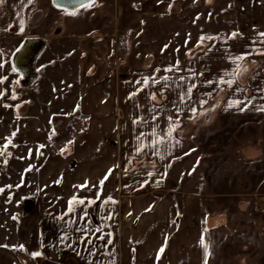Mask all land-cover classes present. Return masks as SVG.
I'll return each instance as SVG.
<instances>
[{"label":"crops","instance_id":"1","mask_svg":"<svg viewBox=\"0 0 264 264\" xmlns=\"http://www.w3.org/2000/svg\"><path fill=\"white\" fill-rule=\"evenodd\" d=\"M249 1L235 0L234 21L237 33H240L233 41L223 33L200 32L198 38H191L195 44L188 46L186 61L175 58L173 63L162 58L144 63L138 70L131 69L119 78L120 108L122 105L124 113H118L114 90L105 87L111 78L107 43H100L97 40L100 36L95 34L77 36L81 80L75 136L69 145L60 143L61 146L53 149L55 141L51 137L53 126L49 118L19 113V106L16 109L4 104L6 76L1 46L15 41L24 44L28 39L36 38L27 31L43 14L37 8V0H3L0 3V173L7 161L17 166L24 164L21 160L26 159V165L32 166L33 175L35 166H42L44 179L39 182L64 181L65 187L58 189L56 194L43 189L44 194L84 197L101 192L99 197L112 198L109 203L114 209L112 223H121V233L120 237L113 238V249L109 250L106 259H100L102 263L205 264L209 248L218 246L222 237L233 239L229 235L237 230V224L231 222V217L238 210L243 213L251 207L253 213L264 214V196L260 200L252 191L237 192L229 189L231 184L222 186L223 182L237 183V174L233 180L205 173L196 177L192 157L196 154L195 137L198 134L209 135L202 146L205 150H217L215 156L220 161L231 155L233 149L235 159L243 158L246 146L252 151L248 156L259 157L254 143L239 146L217 142V136L224 133L239 135L242 128L230 130L231 126L222 125L224 129L218 131L219 127L211 125L215 118L228 123L240 116L264 115V74L261 72L264 64L252 75L246 88L236 82L231 88L218 84L222 77L232 78L225 73L236 67L233 60L237 56L246 55V59L240 61L241 67L250 59H262L264 63V0L258 9ZM117 4L118 24L112 37L145 34L142 37L145 39L159 22H181L183 6H211L212 0H117ZM249 5L253 7L245 9ZM171 15L172 19H166ZM197 15L195 21L202 22L204 18ZM191 28V33L197 31L194 25ZM172 30L181 37L182 28ZM253 67L246 75L241 72L243 81L251 75ZM94 70L97 72L93 74ZM193 85L196 87L189 96L187 90ZM222 89L228 90V98L222 106L218 102L213 106L216 109L210 110L213 97ZM201 100L207 103L201 106ZM229 103L233 106L228 107ZM193 108L197 109L195 114ZM219 108L221 113H216ZM177 122L179 126L169 140L166 133ZM159 137H164L165 143L158 145V150L153 149L151 142ZM141 144L145 147L138 154L137 148ZM64 151L68 154L64 155ZM211 157L207 154V160ZM99 159L103 160L101 164ZM74 163L81 172L77 186L85 184V189H68L69 183L73 182L68 173ZM184 165L188 168L183 169ZM110 170L111 174L101 186L100 181ZM197 181L211 185L220 182V185L216 192L199 193L193 188ZM43 218L42 211L36 209L27 215L19 228L17 246L22 245L21 251L34 257L32 263L39 257L32 253L41 252ZM162 246L165 250L160 254ZM240 262L244 264L245 260ZM0 264H21L15 248L0 246Z\"/></svg>","mask_w":264,"mask_h":264},{"label":"rangeland","instance_id":"2","mask_svg":"<svg viewBox=\"0 0 264 264\" xmlns=\"http://www.w3.org/2000/svg\"><path fill=\"white\" fill-rule=\"evenodd\" d=\"M234 3L235 0H212L211 6L204 4L196 8L185 5L180 14L181 22H159L156 29L160 30L154 27L152 34L147 33L151 35L143 39L145 34L112 37L119 17L117 0H97L91 8L74 11L76 15H68L67 13L72 12L58 9L53 0H37V8L41 10L43 17L27 31L28 35L36 36L37 39L45 42V49L36 62L37 77L32 84H26L24 75L17 70L13 71L14 54L24 44H17L16 41L4 43L1 46L4 51L6 76L4 104L6 107L16 109L19 106V113H28V115L34 113L46 120L49 118L53 126L51 137L55 141L53 149L61 146L60 143L64 146L69 145L73 142L75 136L73 130L77 126L75 115L79 107L81 80L79 71L81 54L78 50L77 36L95 34L100 36L97 38L100 43L102 41L107 43L111 78L106 81L105 87L114 90L117 95L118 113H124L122 105L120 108L121 83L119 78L131 69L138 70L144 63L157 62L162 58L173 63L175 58L181 62L186 61L188 46L195 44V40L192 42L191 38H198L200 32L201 34L223 33L228 37L227 39L233 41L240 33H237L235 26L236 5ZM249 3H253L258 9L262 0H251ZM252 7L249 5L245 9L250 10ZM197 14L204 18L202 22L195 21L194 17ZM207 17H211L209 18L211 21ZM172 18L173 15L166 19ZM218 19L221 20L217 23ZM193 20L195 22H192ZM192 25L197 28L195 33H191ZM174 27L183 29L180 38L172 32ZM253 31L257 32L258 29L253 28ZM229 57L232 55L229 54ZM262 64H264L262 59L245 61L239 76L235 78L236 83L246 88L252 75L262 67ZM246 66L255 67L251 75L243 81L241 72ZM96 72L94 70L92 73ZM106 72L108 73V70ZM261 72L264 74V69ZM227 98L228 90L222 89L213 97L209 109L215 110L213 106H216L218 102L222 106ZM216 113H221V108ZM239 118L232 119L228 123L218 121V118L211 121L213 127L220 128L217 129L218 131L224 129L222 125L231 126L230 130L242 128L239 135L224 133L217 136V142L224 141V143H235L239 146L254 143L259 157L257 155L248 156L251 150L249 146H246L243 148V158L235 159L233 149L230 151L231 155L220 161L215 156L217 150H205L202 146L205 137L209 135L198 134L195 137L196 154L192 156L194 158L193 170L196 177L205 173L208 176H218L228 180H233L234 174H237L239 181L233 182L235 186L229 182L221 183L222 186L231 184L229 185L230 190L252 191L262 200L264 196V115L240 116ZM67 154L64 151V155ZM207 154L209 158L210 154L212 155L211 159L207 160ZM9 162L7 161L0 173V246L21 251V247L17 246L19 228L27 215L38 209L42 211L44 217L41 252L34 263H26L27 260L22 261L25 259L22 257L21 261L24 264H106L100 259H106L109 250L113 249V238L120 237L121 233V223L118 222L117 225L112 223L114 209L109 206V203L113 199L99 197L101 192L93 195L87 194L84 197L49 196L44 194L43 189L56 194L58 189L62 190L65 187L64 181L46 184L39 182L41 178L44 179L42 166H35L36 171L33 175L32 166L26 165V159L21 160L24 164L17 166L10 165ZM99 162L101 164L103 160L99 159ZM187 168L183 166V169ZM71 170L68 178L73 182L69 183L68 189H85L86 187L77 186L81 172L78 171L75 163L71 165ZM219 183L214 182L212 186L211 183L203 184L197 181L193 188L199 193L216 192L215 189L219 188ZM200 185L205 186L200 188ZM81 200L83 203H80ZM245 211L242 213L241 210L240 213L238 210L235 217H231V222L237 224V230L229 235V238L233 237V239L226 240L222 237L220 240L222 242L218 241L222 245L219 244L207 250V264H242L241 259L245 260L244 264H264V214L253 213L251 207L246 208ZM108 213L111 214H109L111 217L109 222Z\"/></svg>","mask_w":264,"mask_h":264},{"label":"water","instance_id":"3","mask_svg":"<svg viewBox=\"0 0 264 264\" xmlns=\"http://www.w3.org/2000/svg\"><path fill=\"white\" fill-rule=\"evenodd\" d=\"M80 2L81 0H58L59 7L53 3L60 10L74 12L83 9L80 7ZM44 49V40L32 38L28 39L15 54L13 59L14 67L24 75L26 84H32L36 80V62Z\"/></svg>","mask_w":264,"mask_h":264},{"label":"snow or ice","instance_id":"4","mask_svg":"<svg viewBox=\"0 0 264 264\" xmlns=\"http://www.w3.org/2000/svg\"><path fill=\"white\" fill-rule=\"evenodd\" d=\"M53 2L57 5V7L60 6L59 3H58V0H53ZM0 3H3V0H0ZM96 3H97V0H81V2H80V7H81V8H91V7H93ZM65 11H66V10H65ZM67 14H68V15H76L75 12L67 13ZM23 30H24V29H23V25H21V31H23ZM233 35H235V34H233ZM201 39L203 40L204 38H201ZM262 54H264V53H262ZM244 59H246V55H242V56H237V57H235L234 60H233V63L236 65V67H235L232 71H230V72H228V73H225V76H229V77H232V78L224 79V78L222 77V78L218 81V84H219V85H227L229 88H231V87L234 85V83L236 82V79H235V78H237V77L239 76V74H240V70H241L240 61H243ZM13 71H16L15 67L13 68ZM169 71H171V69H169ZM194 87H196V86L193 85L192 87H190V88L187 90V93H188L189 96L191 95V93H192ZM14 98H15V97H14ZM199 103H200L201 106H203L204 104L207 103V101H206V100H201V101H199ZM236 103L238 104L239 102H236ZM232 106H233V104H232V103H229L228 107H232ZM241 110H243V109H241ZM196 111H197L196 108H193V109H192V113H193V114H195ZM201 114H203V113H201ZM178 126H179V125H178V122H177L176 125H173V126H171V127L168 129V132L166 133V135H167V137H168L169 140H171V139L173 138V133L176 131V128H177ZM154 135H155V134H154ZM9 143H11V140H9ZM163 143H165L164 137H159L158 139L153 140V141L151 142V147H152L153 149H157V146L160 145V144H163ZM5 147H6V146H5ZM40 147L43 148L44 146L41 145ZM144 147H145V145H143V144L139 145L138 148H137V153L139 154V152L143 151ZM157 150H158V149H157ZM29 170H30V169H29ZM111 171H112V170H110L109 173H107V174L105 175L104 179H102V180L100 181L101 186L103 185L104 181L108 178V175L111 174ZM86 186H87V185H82L81 187H86ZM113 202H115V201H113ZM80 203H83V201L81 200ZM13 218L15 219V217H13ZM97 231H100V229H97ZM204 246H205V249L207 250V245L205 244ZM22 247H23V246L21 245V248H22ZM164 250H165V248L162 246V247L159 249V253H160V254H163ZM32 255H33V256H38V255H40V253H38V252H37V253H32ZM205 264H207V262H205Z\"/></svg>","mask_w":264,"mask_h":264},{"label":"trees","instance_id":"5","mask_svg":"<svg viewBox=\"0 0 264 264\" xmlns=\"http://www.w3.org/2000/svg\"><path fill=\"white\" fill-rule=\"evenodd\" d=\"M246 67H247V69L244 67L245 69L243 68V70H242V72L244 73V75H246L249 72H251V67H249V66H246ZM15 251H16L17 254H19L21 260H22V257H25V259H23L22 261L26 262V260H27L26 263H31L32 262V260H33L34 257L27 256L25 253H23V251H18V250H15ZM35 260H36V257H35ZM22 261H21V264H24V262H22Z\"/></svg>","mask_w":264,"mask_h":264},{"label":"bare ground","instance_id":"6","mask_svg":"<svg viewBox=\"0 0 264 264\" xmlns=\"http://www.w3.org/2000/svg\"><path fill=\"white\" fill-rule=\"evenodd\" d=\"M263 205V203H261Z\"/></svg>","mask_w":264,"mask_h":264}]
</instances>
